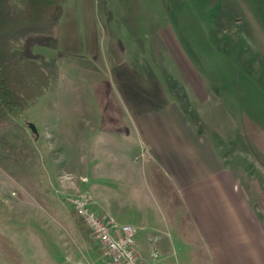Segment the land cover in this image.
Returning a JSON list of instances; mask_svg holds the SVG:
<instances>
[{"label":"rangeland","instance_id":"374dc122","mask_svg":"<svg viewBox=\"0 0 264 264\" xmlns=\"http://www.w3.org/2000/svg\"><path fill=\"white\" fill-rule=\"evenodd\" d=\"M26 54L49 87L0 122V264H59L71 226L101 254L72 203L86 193L103 215L91 184L58 170L55 186L49 170L54 156L66 147L75 156L83 144L86 160L97 156L103 167L97 190L121 209L124 195L110 194L109 179L126 184L129 167L119 161L115 171L109 148L133 150L139 161L151 148L142 134L135 139L145 146L128 144L129 115L184 116L253 181L252 203L264 208V0H65L56 36ZM155 179L165 178L140 177L147 197Z\"/></svg>","mask_w":264,"mask_h":264},{"label":"crops","instance_id":"0c3cea01","mask_svg":"<svg viewBox=\"0 0 264 264\" xmlns=\"http://www.w3.org/2000/svg\"><path fill=\"white\" fill-rule=\"evenodd\" d=\"M110 118L115 124L122 117ZM128 120L134 122L128 129H135L128 144L145 146L141 135L135 139L142 134L151 148L149 156L142 154L140 161V154L133 150L109 148L108 161H114L115 171L122 163L129 167L123 173L126 184L109 176L110 194L124 195L121 209L97 190L94 182L101 175L95 171L103 167L97 156L86 160L83 144L75 156L66 147L61 158L53 157L51 183L59 185L58 170L86 175L102 214L135 227V248L144 264H264V208L252 203L253 181L229 167L212 140L187 125L180 114L129 115ZM142 174L165 178L149 180L151 197L141 185ZM162 204L166 210L160 208ZM81 232L74 226L63 229L64 254L59 264H109Z\"/></svg>","mask_w":264,"mask_h":264},{"label":"trees","instance_id":"16d2710c","mask_svg":"<svg viewBox=\"0 0 264 264\" xmlns=\"http://www.w3.org/2000/svg\"><path fill=\"white\" fill-rule=\"evenodd\" d=\"M62 1L0 0V122L48 89L49 75L26 50L56 36Z\"/></svg>","mask_w":264,"mask_h":264},{"label":"built area","instance_id":"2783aa9c","mask_svg":"<svg viewBox=\"0 0 264 264\" xmlns=\"http://www.w3.org/2000/svg\"><path fill=\"white\" fill-rule=\"evenodd\" d=\"M86 181L87 177L81 176ZM76 214L87 225L93 239L98 243L101 254L109 264H144L135 248V227L129 223H119L114 217L101 215L89 205L86 193L72 198ZM153 250L152 255L157 256ZM158 264V263H151Z\"/></svg>","mask_w":264,"mask_h":264}]
</instances>
